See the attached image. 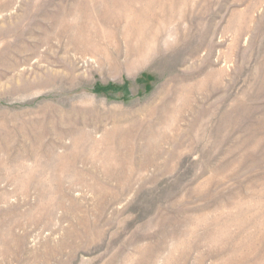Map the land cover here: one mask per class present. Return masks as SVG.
I'll list each match as a JSON object with an SVG mask.
<instances>
[{"label": "rangeland", "instance_id": "rangeland-1", "mask_svg": "<svg viewBox=\"0 0 264 264\" xmlns=\"http://www.w3.org/2000/svg\"><path fill=\"white\" fill-rule=\"evenodd\" d=\"M0 264H264V0H0Z\"/></svg>", "mask_w": 264, "mask_h": 264}, {"label": "trees", "instance_id": "trees-1", "mask_svg": "<svg viewBox=\"0 0 264 264\" xmlns=\"http://www.w3.org/2000/svg\"><path fill=\"white\" fill-rule=\"evenodd\" d=\"M108 87H111V86H105V87H103V89H107Z\"/></svg>", "mask_w": 264, "mask_h": 264}]
</instances>
